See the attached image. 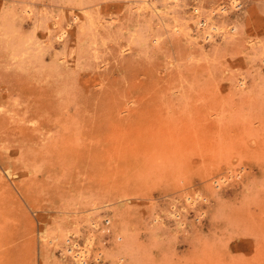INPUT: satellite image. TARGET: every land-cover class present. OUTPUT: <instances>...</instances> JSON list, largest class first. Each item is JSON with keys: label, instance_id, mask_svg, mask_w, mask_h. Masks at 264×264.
Wrapping results in <instances>:
<instances>
[{"label": "rangeland", "instance_id": "374dc122", "mask_svg": "<svg viewBox=\"0 0 264 264\" xmlns=\"http://www.w3.org/2000/svg\"><path fill=\"white\" fill-rule=\"evenodd\" d=\"M74 242L264 264V0H0V264Z\"/></svg>", "mask_w": 264, "mask_h": 264}, {"label": "bare ground", "instance_id": "6f19581e", "mask_svg": "<svg viewBox=\"0 0 264 264\" xmlns=\"http://www.w3.org/2000/svg\"><path fill=\"white\" fill-rule=\"evenodd\" d=\"M237 6V4H236ZM154 7V5H153ZM225 9H227L226 7H224ZM225 9H221V10H225ZM27 13H32V9H27ZM226 14V13H225ZM223 14V15H225ZM203 17V20L201 21H197L195 20V23H193L194 25L196 24V26L199 27L198 30L202 29L201 28V25L202 26H206V28H204V30L202 29V34H203V38L206 40V39H211V40H214L215 39V36L217 35H222L223 33V30H225L226 28L223 27L218 21L217 19H215L214 17L212 16H204V15H200ZM199 16V17H200ZM199 17L198 20H199ZM203 22V23H202ZM193 28V27H192ZM225 28V29H224ZM191 30V29H190ZM227 30V29H226ZM189 32V31H188ZM63 34H65V32H63ZM229 35V34H227ZM226 36V35H225ZM60 37H62L60 35ZM224 38V37H223ZM210 40V42H212ZM209 42V41H208ZM40 49V48H39ZM242 84H244V82L242 81ZM219 182V181H218ZM189 199H192V198H189ZM177 213V212H175ZM174 214V213H173ZM179 216V214H177ZM91 225H97V222L96 221H92L91 222ZM96 227V226H95ZM93 238H91L92 240ZM90 242V241H89ZM89 246V245H88ZM71 249H74V252H72ZM67 251H71L72 254L70 253V256L75 259L76 263L77 264H84L86 262V257H87V254L89 253V249L87 248V246H83L81 244H79V242H74L71 246L68 247ZM122 254V253H121ZM70 257V258H71ZM89 257V256H88ZM97 259H99V257H97Z\"/></svg>", "mask_w": 264, "mask_h": 264}]
</instances>
